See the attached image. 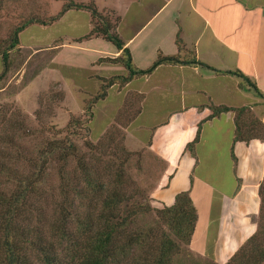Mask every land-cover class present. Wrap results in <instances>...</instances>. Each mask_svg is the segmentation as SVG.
Masks as SVG:
<instances>
[{
    "label": "crops",
    "instance_id": "1",
    "mask_svg": "<svg viewBox=\"0 0 264 264\" xmlns=\"http://www.w3.org/2000/svg\"><path fill=\"white\" fill-rule=\"evenodd\" d=\"M72 10L76 9L62 16ZM119 18L116 32L138 69L152 64L159 53L176 54L179 34L199 60L220 71L240 70L264 94V0H127ZM79 37L53 40L51 48H60V56L66 57L69 54L64 53L70 50L77 52L85 69L101 56L121 53L100 37L78 41ZM115 66L102 62L93 69L105 73ZM137 79L142 85L134 89L156 92L161 102L176 100L151 135V151L165 162L151 191V204L157 208L171 205L177 193L189 191L197 218L187 250L224 264L256 229L264 139L236 141L232 146L233 113L205 117L209 105L219 104L247 106L262 113L264 98L244 82L239 87L242 78L236 75L194 65L161 64ZM198 123L192 154L185 146L195 138Z\"/></svg>",
    "mask_w": 264,
    "mask_h": 264
},
{
    "label": "rangeland",
    "instance_id": "2",
    "mask_svg": "<svg viewBox=\"0 0 264 264\" xmlns=\"http://www.w3.org/2000/svg\"><path fill=\"white\" fill-rule=\"evenodd\" d=\"M126 1L0 0V51L9 48L15 26L25 20L38 18L20 33V44L8 53L11 65L0 78V163L4 162L8 166V173L0 166V190L9 192L15 187L16 181L11 174H29L34 171L47 148L56 140L72 144L78 154L88 156V143L95 145L110 134L113 140L103 150H97L96 154L102 160L99 172L104 176V181L110 187L116 184V166L127 156L115 152L114 146L121 144L130 155L123 165L124 176L120 189L132 197V202L134 200L144 206L151 204V191L160 179L165 162L151 151L149 140L154 125L166 115V110L175 106L176 100L171 98L161 102L156 92L149 94L145 88L144 91L134 89L142 85L137 79L140 77L138 75L133 77L136 80L130 84L114 80L106 88L105 97L95 100L101 83L97 76L109 78L126 74L124 68L117 64L113 69L100 73L95 69L101 66L93 69V65L98 63L96 61L88 67L90 69H85L81 67L83 58L77 52L70 50L64 53L69 54L66 57L60 56V48H51L53 40L60 38L65 41L72 36L87 34L91 28L90 12L84 8L70 7L76 10L62 16L64 12L57 20L47 24V29L41 28L39 23L57 14L62 5L78 2L85 5L94 3L98 12L114 22L119 18ZM68 61L72 63L69 65ZM2 69L0 59V73ZM249 109L264 124L261 116L264 112L256 113ZM260 136L264 137V131H260ZM56 154L57 150L46 165L43 164L45 171L36 186L38 193L30 199L36 215L43 216L47 222L60 219L62 208L72 212L71 207L80 206L81 203L74 194V188L80 184L76 159L70 156L67 160H60ZM199 172L201 169L196 174ZM211 201L214 203L215 197ZM66 211L64 213L70 217L73 229L77 217ZM78 213L82 214V209ZM153 218L152 212H140L128 228L131 230L135 225H150ZM173 264L217 263L209 256L190 253L183 246Z\"/></svg>",
    "mask_w": 264,
    "mask_h": 264
},
{
    "label": "trees",
    "instance_id": "3",
    "mask_svg": "<svg viewBox=\"0 0 264 264\" xmlns=\"http://www.w3.org/2000/svg\"><path fill=\"white\" fill-rule=\"evenodd\" d=\"M70 7L84 8L90 12L91 28L87 34L79 37L78 41L100 37L121 50L117 56H101L96 60L98 63L119 64L126 74L109 78L97 76L101 83L100 91L94 97L95 100L105 97L106 88L112 85L114 80H121V83L128 82L136 75L151 73L161 64L194 65L217 73L233 74L242 78V82L238 84L239 87H243L244 82L257 95L264 98V94L255 83L240 70L220 71L199 60L194 50L186 48L179 34L175 40L178 48L176 54L159 53L147 68H134L130 51L124 47V41L116 32L119 18L111 22L98 12L92 2L88 5L79 2L64 4L57 14L49 17L48 21L41 20L39 23L51 24ZM33 20L38 18L25 20L13 28L9 48L0 51V59L3 63L0 78L11 65L8 58L9 51L20 44V33L31 25ZM209 109L210 113L205 119L224 112L233 113L232 146L236 141L249 142L256 138L264 139L260 136V131H264V124L261 118L249 111V107L219 104L209 105ZM199 126L198 123L195 138L185 146V149L192 154ZM60 140H56L47 148L34 171L29 174H11L16 181L11 191L0 190V264H173L175 257L182 252L183 246L190 243L195 229L197 212L190 192L186 190L177 193L171 205H163L160 208L150 203L144 206L134 200L132 202V197L120 189L124 176L123 165L130 155L123 145L114 146L115 152L127 156L121 159L119 166H116L114 174L116 184L110 187L99 172L102 160L96 156L97 150H103V147L108 146L107 144L113 140L110 134L95 145L88 143L90 152L88 156L78 154L74 145L64 144ZM232 146L231 156L235 159ZM55 150L60 160H67L70 156L76 159L81 185L74 188V194L81 203H79L80 206L73 205L72 212L62 208L59 212L62 215L60 219L55 218L47 222L43 216L36 215L30 199L38 193L36 186L43 178L45 171L43 164L46 165ZM0 166L5 173H8V166L4 162L0 163ZM112 166L110 164V168ZM63 178L65 179L64 176ZM258 194L260 208L255 219L256 229L224 264H262L264 262V176L259 184ZM80 209L82 214L78 213ZM64 211H69L70 215L77 217L73 229L70 226L72 225L70 217L66 216ZM95 211H97L96 214H94ZM140 212H152L154 214L152 224L135 225L130 230L128 227L132 219Z\"/></svg>",
    "mask_w": 264,
    "mask_h": 264
}]
</instances>
